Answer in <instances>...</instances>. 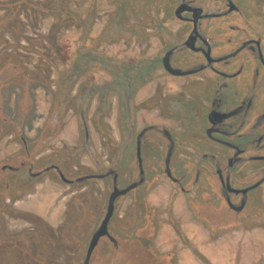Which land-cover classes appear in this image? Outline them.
<instances>
[{
  "label": "flooded vegetation",
  "instance_id": "af4514ba",
  "mask_svg": "<svg viewBox=\"0 0 264 264\" xmlns=\"http://www.w3.org/2000/svg\"><path fill=\"white\" fill-rule=\"evenodd\" d=\"M255 4L145 0L154 24L130 38L135 58L113 57L108 71L90 65L103 75L46 76V120L27 140L14 118L3 121L23 151L0 167V196L30 191L40 202L48 187L64 190L47 210L62 208L59 223L40 213L49 205L32 212L31 254L18 264H173L152 246L158 213L147 200L160 182L207 196L215 225L255 216L264 188V18ZM53 242L82 250L68 263Z\"/></svg>",
  "mask_w": 264,
  "mask_h": 264
},
{
  "label": "rangeland",
  "instance_id": "374dc122",
  "mask_svg": "<svg viewBox=\"0 0 264 264\" xmlns=\"http://www.w3.org/2000/svg\"><path fill=\"white\" fill-rule=\"evenodd\" d=\"M254 1L263 19L264 0ZM53 4L67 8L56 13ZM53 4L51 0H0V167L23 151L20 134L2 126L3 121L14 118L27 140L29 127H40L46 120V76L103 75L88 73L90 65L99 63L102 71H108L113 57L135 58L140 47L130 38L154 24L144 8L145 0H57ZM57 82L53 80V84ZM11 95L18 100L19 110L12 108L16 105ZM69 123L74 124V119ZM48 188L40 202L28 196L30 191L0 196V264L28 262L32 245L28 226L34 222L33 211L49 205L40 213H46L53 225L61 221L62 208L47 210L57 204L64 190ZM66 198L59 203H65ZM207 198L183 196L167 182L157 184L147 200L149 208L158 213L153 251L173 264H264V188L255 197V216L229 225L211 223L204 204ZM125 205L127 202L121 206ZM52 246L56 247L55 256L68 263L82 250L77 242H53ZM16 249H22L23 254L18 255ZM115 260L118 264L128 261L122 257ZM130 262L140 264L137 259Z\"/></svg>",
  "mask_w": 264,
  "mask_h": 264
},
{
  "label": "water",
  "instance_id": "95a60500",
  "mask_svg": "<svg viewBox=\"0 0 264 264\" xmlns=\"http://www.w3.org/2000/svg\"><path fill=\"white\" fill-rule=\"evenodd\" d=\"M116 196H117V195H113L112 198H111V200H110V205H109V206H110V207H109V215H108V218H107L106 223L104 224V226H103V228H102L103 231H105V229H106V227H107V222H108V220H109V218H110V216H111V214H112V212H113V204H114V201H115ZM98 236H99V235H97V236L95 237L93 245L96 243V241H97V239H98Z\"/></svg>",
  "mask_w": 264,
  "mask_h": 264
}]
</instances>
